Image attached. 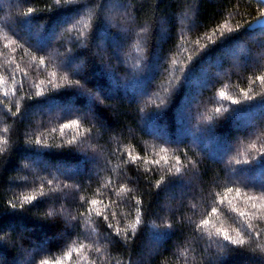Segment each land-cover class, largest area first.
Segmentation results:
<instances>
[{
    "label": "trees",
    "instance_id": "trees-1",
    "mask_svg": "<svg viewBox=\"0 0 264 264\" xmlns=\"http://www.w3.org/2000/svg\"><path fill=\"white\" fill-rule=\"evenodd\" d=\"M263 14L0 0V264H264Z\"/></svg>",
    "mask_w": 264,
    "mask_h": 264
},
{
    "label": "water",
    "instance_id": "water-1",
    "mask_svg": "<svg viewBox=\"0 0 264 264\" xmlns=\"http://www.w3.org/2000/svg\"><path fill=\"white\" fill-rule=\"evenodd\" d=\"M264 4V0H259ZM264 28V14L257 20L253 21L250 25V29Z\"/></svg>",
    "mask_w": 264,
    "mask_h": 264
},
{
    "label": "snow or ice",
    "instance_id": "snow-or-ice-1",
    "mask_svg": "<svg viewBox=\"0 0 264 264\" xmlns=\"http://www.w3.org/2000/svg\"><path fill=\"white\" fill-rule=\"evenodd\" d=\"M223 95H224V94L221 93V96H223ZM233 103H235V102H233ZM217 111H219V109H217ZM64 127H65V128H68V127H70V125H65ZM26 199H28V198L26 197ZM93 203H95V201H94ZM138 222H139V221H138ZM205 223H207V221H205ZM132 227L135 228V225H132ZM225 239H228V237L225 236ZM44 264H47V261H45Z\"/></svg>",
    "mask_w": 264,
    "mask_h": 264
}]
</instances>
